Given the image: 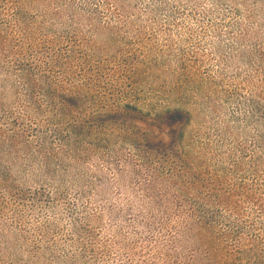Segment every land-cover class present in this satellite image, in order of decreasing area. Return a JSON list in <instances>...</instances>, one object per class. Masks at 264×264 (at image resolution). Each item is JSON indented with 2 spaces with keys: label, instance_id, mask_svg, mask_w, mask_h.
Returning <instances> with one entry per match:
<instances>
[{
  "label": "rangeland",
  "instance_id": "rangeland-1",
  "mask_svg": "<svg viewBox=\"0 0 264 264\" xmlns=\"http://www.w3.org/2000/svg\"><path fill=\"white\" fill-rule=\"evenodd\" d=\"M0 264H264V0H0Z\"/></svg>",
  "mask_w": 264,
  "mask_h": 264
},
{
  "label": "trees",
  "instance_id": "trees-1",
  "mask_svg": "<svg viewBox=\"0 0 264 264\" xmlns=\"http://www.w3.org/2000/svg\"><path fill=\"white\" fill-rule=\"evenodd\" d=\"M234 248H237V246H234Z\"/></svg>",
  "mask_w": 264,
  "mask_h": 264
}]
</instances>
